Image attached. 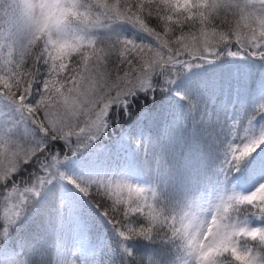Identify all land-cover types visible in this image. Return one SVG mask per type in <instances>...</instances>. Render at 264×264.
<instances>
[{
    "label": "snow or ice",
    "instance_id": "obj_1",
    "mask_svg": "<svg viewBox=\"0 0 264 264\" xmlns=\"http://www.w3.org/2000/svg\"><path fill=\"white\" fill-rule=\"evenodd\" d=\"M0 264H264V0H0Z\"/></svg>",
    "mask_w": 264,
    "mask_h": 264
},
{
    "label": "trees",
    "instance_id": "obj_2",
    "mask_svg": "<svg viewBox=\"0 0 264 264\" xmlns=\"http://www.w3.org/2000/svg\"><path fill=\"white\" fill-rule=\"evenodd\" d=\"M137 105H138V108L141 107L139 105V102H137ZM131 126H132V124L130 121L124 122L123 125H118L117 127H115L113 129L110 139L115 138L116 136H118L121 133L122 130H126V129L130 128ZM243 190L248 191V190H250V187H245Z\"/></svg>",
    "mask_w": 264,
    "mask_h": 264
}]
</instances>
